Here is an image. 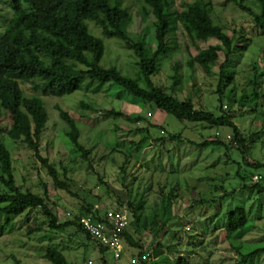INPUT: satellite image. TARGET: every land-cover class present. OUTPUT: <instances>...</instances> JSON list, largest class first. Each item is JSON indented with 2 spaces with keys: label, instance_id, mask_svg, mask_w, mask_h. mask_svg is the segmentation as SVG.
<instances>
[{
  "label": "rangeland",
  "instance_id": "1",
  "mask_svg": "<svg viewBox=\"0 0 264 264\" xmlns=\"http://www.w3.org/2000/svg\"><path fill=\"white\" fill-rule=\"evenodd\" d=\"M8 1L0 0L4 11L1 21L11 13ZM120 1L132 15L127 27L130 36L144 39L155 50L153 15L143 16L141 0ZM191 1L173 0V7L181 10ZM210 2L213 22L233 39L234 47L241 48V38L248 41L247 46L235 49L228 63L224 62L225 52L220 51L218 63L209 71L198 64L190 66L199 50L220 42L214 37L199 40L178 23L169 38L171 48L158 57L152 79L178 100L192 101L198 109L218 116L229 113L245 138L244 152L234 143L229 127L179 120L113 84L83 86L62 97L36 92L31 83L20 84L27 96L37 95L44 101L49 120L40 153L66 187L54 186L46 167L26 144L6 135L3 141L10 152L17 186L42 196L58 224L74 220L94 205L114 208L128 202L142 206V221L159 210L172 193L171 220L166 223V216H158L137 233L129 227L138 246L124 239L117 264H129L139 253L149 255L150 264L162 263L165 257L174 262L181 253L194 264H264V251L245 256L264 248V188L242 187L253 185L255 169L250 165L264 163V26L255 25L253 17L239 6L240 0ZM244 3L258 11V0ZM87 24L103 43L101 64L115 66L123 75L135 78L138 67L133 52L118 38L104 36L95 22ZM3 30L0 26V35ZM222 63L233 78L219 87ZM254 79L259 85H254ZM254 86L258 98L253 94ZM58 109L74 119L78 140L90 151L88 160L67 136L70 128ZM110 109L126 116L107 115ZM10 124V113L5 112L2 125L7 129ZM174 135L177 137L172 138ZM216 137L225 145L201 148L188 142ZM5 189L0 183V191ZM236 207L245 209L248 223L245 229L229 233L224 216ZM3 223L0 218V264H52L44 258L48 248L60 251L70 264H115L111 252H102L76 224L51 229L40 208L25 212L5 227ZM157 242L160 255L153 250Z\"/></svg>",
  "mask_w": 264,
  "mask_h": 264
},
{
  "label": "trees",
  "instance_id": "2",
  "mask_svg": "<svg viewBox=\"0 0 264 264\" xmlns=\"http://www.w3.org/2000/svg\"><path fill=\"white\" fill-rule=\"evenodd\" d=\"M144 17L153 15L155 18L154 41L155 50H152L144 39L134 40L129 32L128 25L132 20L131 12L123 7L120 0H9L10 15L0 20L4 28L0 35V183L6 188L0 191V218H3V227L10 224L16 217L25 212L40 208L49 220L51 229L76 224V219L63 224L57 223V217L48 207L42 196L22 191L16 184L10 152L3 141L6 135L12 141L26 144L32 149L36 157L46 167L53 179L54 186L65 188L58 179L55 168L49 160L41 155V140L46 130L49 114L44 101L37 95L27 96L21 88V83H31L33 90L45 95L62 97L80 90L83 86L95 87L98 83L116 85L137 99L150 103L156 108L172 115L179 120L201 122L211 127H229L233 132V140L244 152L245 138L239 127L231 120L229 113L220 116L204 109H198L190 100H178L162 87L156 85L152 79L157 71L158 57L167 53L171 48L169 38L178 23L190 29L199 40L208 37L216 38L220 43L201 49L189 61V65L198 64L209 71L219 61V52H225V63L233 56L235 49H244L243 45L234 47L233 39L224 32L222 27L213 22L211 17L210 0H193L185 4L184 9L173 7V0H141ZM239 6L253 17L256 26H264V0H258V11L240 0ZM4 13L0 7V16ZM87 22H95L106 37H115L130 49L135 58L138 72L136 77L123 75L115 66L106 67L101 64L104 46L101 39L91 33ZM256 76V75H255ZM219 87L233 78L224 71V63L220 65ZM254 85H259L254 79ZM97 87V86H96ZM100 87V86H98ZM97 87V88H98ZM255 97H260L253 88ZM86 107V106H83ZM59 110L60 118L67 123V136L81 151L84 159L88 160L90 151L78 140L79 133L74 119L64 110ZM5 112L10 113L11 124L5 129L2 121ZM110 116H126L121 111L110 109L105 112ZM177 135L172 136V138ZM181 136H179L180 138ZM184 139L180 140L183 142ZM189 143L206 148L210 145H225L219 137L205 139L201 143ZM255 171L263 170L264 163L255 162L250 165ZM124 171V168H122ZM252 175V174H251ZM243 188H264L260 183ZM45 196L48 194L45 191ZM172 193L166 196L165 204L153 212L149 218L141 221L142 206L126 203L132 212L133 233L138 228L147 229L151 222L158 217H164L165 222L171 220ZM204 202V201H203ZM123 206V203H120ZM91 207L84 212L90 211ZM224 228L227 232H236L246 228L248 219L243 207H236L224 216ZM86 236L90 238L87 234ZM123 239L130 245L138 246L132 233L124 232ZM103 252L105 249L98 246ZM156 255H160V243L154 246ZM264 248L256 249L245 255L252 257ZM145 256V259L143 258ZM44 258L52 264H70L65 256L53 248H48ZM140 264L148 263L149 255H137ZM153 264H194L187 257L181 255L176 261L163 259V262Z\"/></svg>",
  "mask_w": 264,
  "mask_h": 264
},
{
  "label": "built area",
  "instance_id": "3",
  "mask_svg": "<svg viewBox=\"0 0 264 264\" xmlns=\"http://www.w3.org/2000/svg\"><path fill=\"white\" fill-rule=\"evenodd\" d=\"M251 181L264 185V169L252 173ZM80 228L90 239L105 251H109L118 263L122 255L123 235L132 222V212L123 205L114 208H103L94 205L90 211L76 216ZM145 259V256H143ZM138 258H131L129 264H138Z\"/></svg>",
  "mask_w": 264,
  "mask_h": 264
}]
</instances>
